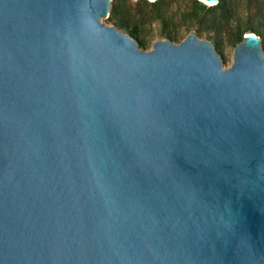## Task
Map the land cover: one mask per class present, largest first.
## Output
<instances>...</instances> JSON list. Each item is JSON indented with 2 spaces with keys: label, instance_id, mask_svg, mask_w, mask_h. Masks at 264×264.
<instances>
[{
  "label": "water",
  "instance_id": "95a60500",
  "mask_svg": "<svg viewBox=\"0 0 264 264\" xmlns=\"http://www.w3.org/2000/svg\"><path fill=\"white\" fill-rule=\"evenodd\" d=\"M111 2L0 0V264H264L260 38L146 51Z\"/></svg>",
  "mask_w": 264,
  "mask_h": 264
},
{
  "label": "trees",
  "instance_id": "16d2710c",
  "mask_svg": "<svg viewBox=\"0 0 264 264\" xmlns=\"http://www.w3.org/2000/svg\"><path fill=\"white\" fill-rule=\"evenodd\" d=\"M107 20L145 50L153 26L172 42L182 30H194L214 45L222 60L223 47H235L245 34L257 35L264 47V0H219L213 6L197 0H112Z\"/></svg>",
  "mask_w": 264,
  "mask_h": 264
},
{
  "label": "rangeland",
  "instance_id": "374dc122",
  "mask_svg": "<svg viewBox=\"0 0 264 264\" xmlns=\"http://www.w3.org/2000/svg\"><path fill=\"white\" fill-rule=\"evenodd\" d=\"M132 2H134L133 0H131ZM152 1V0H151ZM187 0H184V2H186ZM175 7H173L172 9L174 10ZM101 22L107 26H112V24L107 20V19H101ZM190 32H194V30H182L178 36V41L177 42H174V43H178L180 41H182ZM152 38L150 40V43L148 45V48L146 49V51L150 50L151 49V46H152V43L156 40H164V38H162L159 34H158V28L157 26H153L152 28ZM200 39H205L206 38H200ZM208 41V40H207ZM233 50H234V47L232 46H229V45H225L223 47V50H222V55H223V67L224 68H227L230 66V64L232 63V54H233ZM262 52H263V55H264V47L262 46Z\"/></svg>",
  "mask_w": 264,
  "mask_h": 264
},
{
  "label": "bare ground",
  "instance_id": "6f19581e",
  "mask_svg": "<svg viewBox=\"0 0 264 264\" xmlns=\"http://www.w3.org/2000/svg\"><path fill=\"white\" fill-rule=\"evenodd\" d=\"M207 4H209V3H207Z\"/></svg>",
  "mask_w": 264,
  "mask_h": 264
}]
</instances>
